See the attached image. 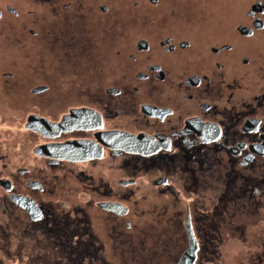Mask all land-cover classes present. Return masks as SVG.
I'll return each instance as SVG.
<instances>
[{
  "label": "flooded vegetation",
  "instance_id": "flooded-vegetation-1",
  "mask_svg": "<svg viewBox=\"0 0 264 264\" xmlns=\"http://www.w3.org/2000/svg\"><path fill=\"white\" fill-rule=\"evenodd\" d=\"M121 1L0 0V122L15 98L24 138L40 140L44 159L33 169L0 164L4 236L19 251L56 242L69 264H129L130 253L132 263L178 264L192 233L193 264L216 260L231 238L249 243L247 264H264V0H130L126 10ZM42 49L94 83L66 90L85 102L56 119L28 112L22 91L50 90L29 81ZM60 171L79 203L60 197ZM146 174L174 197H142L165 224L141 222L140 207L126 204Z\"/></svg>",
  "mask_w": 264,
  "mask_h": 264
},
{
  "label": "rangeland",
  "instance_id": "rangeland-1",
  "mask_svg": "<svg viewBox=\"0 0 264 264\" xmlns=\"http://www.w3.org/2000/svg\"><path fill=\"white\" fill-rule=\"evenodd\" d=\"M129 1L130 0H125L124 2L121 1V3H119L120 7L118 9H129L130 5H132L133 3ZM55 51L56 49H42L40 51V53L43 52V55L41 56L43 59V63L38 66L39 75L38 77L34 78L33 81L32 79L29 80L31 82L30 85L38 83H48L50 85V90L45 93L42 92L44 94L40 95H32L28 91V87L23 88L22 91L23 95H25L27 91L28 98L26 99V101L28 104V112L38 111L41 114L52 116L56 119L59 118V115L66 111L67 108L71 105H78L82 102H85V98L63 97L65 96L66 90L70 91L76 89H84L86 84L94 85V83H92L91 81L84 83L85 76L75 77V73H73L70 68L59 64L55 58ZM38 58H40V56L36 57L34 62L35 65H38ZM0 79L3 80L4 78ZM10 99L13 105L11 108H7L5 110L6 113H3V121L0 122V154L2 156H5L6 158L4 161H0V164L2 162H5L7 164L10 159L11 162L9 164L13 165V169H16L18 167H29L31 169L35 168L36 166L40 167L42 164H44V159L37 157L39 153H36V151L34 150V146L39 143L40 140L37 139V137H35L34 135H31L32 137L29 136L28 139L24 138L26 132L24 131L23 127V113L20 112V109L23 105L16 107V99L12 97H10ZM14 110H17V113L12 112ZM106 166L111 168L109 161L106 162ZM81 167H83V165H81ZM8 169L9 167L7 168V170ZM60 172V176L64 178L56 181V187L60 190V197L65 200H69L70 197H72L73 200L70 201L75 204L79 203V200L73 193L75 192V190H73L70 186L73 185L70 176L67 174V176L64 177V172ZM4 173L5 169L3 168L2 170L0 168V176ZM150 176L151 174L139 175V178H137L138 182L136 183V186L132 187L134 190L138 189L139 191H136V194L126 202L127 205L131 203L129 204L131 209L140 207L137 208V210L141 215V222H144L146 220V224L152 220L153 216L159 215L154 214L150 210L152 207V205L150 204L153 203V201L161 205L174 200V197L172 195L160 194L149 183H145L146 181H144V179H147V177ZM124 177H127V174H125ZM70 192L73 193V196L70 194ZM3 194L6 195L5 192H3ZM143 195H146V197H149L151 199L149 205H146V203L148 202L142 199ZM198 195L204 196L209 194L206 191H202L199 192ZM43 197L45 199L52 198L54 201H56V194L49 195L45 193ZM179 197L184 205L187 200L183 199L182 195ZM135 198L139 200L138 205L134 204L133 200ZM80 201L83 202L84 200L80 199ZM187 202L190 203L189 201ZM160 211L162 210L160 209ZM130 217L131 216H129V218ZM159 217L162 219V223L165 224L164 216L162 213H160ZM32 218L36 217L34 216ZM132 219L133 218H131V220ZM5 222V216L0 213V228H3L0 230V264H68L67 258H65V256L63 255H60L61 248H56V242H40V244L37 246L21 248V251H19L20 243L18 242V240L13 236H4V232L8 233L7 230H4V228L6 227L4 226ZM218 250L220 255L217 256L216 260L204 262V264H247V259L250 251L248 242L235 240L233 238H231L230 240L225 239L218 246ZM123 259L129 262V264H142L143 262L139 257V259H135L137 263H132L131 253L130 255L126 254L125 258ZM158 259L161 260V264H171L169 263L171 262V259H167L164 256H162L161 258L157 256L153 257L152 264H156ZM114 264H122V260L116 259V262Z\"/></svg>",
  "mask_w": 264,
  "mask_h": 264
},
{
  "label": "water",
  "instance_id": "water-1",
  "mask_svg": "<svg viewBox=\"0 0 264 264\" xmlns=\"http://www.w3.org/2000/svg\"><path fill=\"white\" fill-rule=\"evenodd\" d=\"M38 149H39V147H37L35 149V151L36 152H40ZM14 197H16V198H14V201L16 203H18L21 206L25 207L30 212L33 211V208H32L33 206L31 204L32 201H28V198L19 197V196H14ZM38 215L39 214H37V216ZM189 241H190V246H189L188 250L184 253L181 261L179 262V264H193V261H194V258H195V251H196V248H197V242L195 241L194 236L192 235V233L189 236Z\"/></svg>",
  "mask_w": 264,
  "mask_h": 264
},
{
  "label": "bare ground",
  "instance_id": "bare-ground-1",
  "mask_svg": "<svg viewBox=\"0 0 264 264\" xmlns=\"http://www.w3.org/2000/svg\"><path fill=\"white\" fill-rule=\"evenodd\" d=\"M195 239V238H194ZM196 241V240H195ZM197 242V241H196ZM184 255V254H183ZM183 257V256H182ZM182 257H181V259H182ZM181 259H180V261H181ZM179 264V263H178Z\"/></svg>",
  "mask_w": 264,
  "mask_h": 264
},
{
  "label": "trees",
  "instance_id": "trees-1",
  "mask_svg": "<svg viewBox=\"0 0 264 264\" xmlns=\"http://www.w3.org/2000/svg\"><path fill=\"white\" fill-rule=\"evenodd\" d=\"M67 262H69V258H67ZM69 264V263H68Z\"/></svg>",
  "mask_w": 264,
  "mask_h": 264
}]
</instances>
